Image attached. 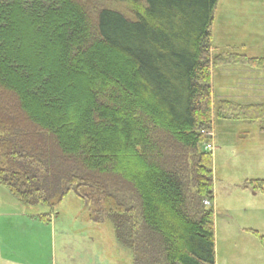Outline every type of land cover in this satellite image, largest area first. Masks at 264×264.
Masks as SVG:
<instances>
[{
  "label": "trees",
  "instance_id": "16d2710c",
  "mask_svg": "<svg viewBox=\"0 0 264 264\" xmlns=\"http://www.w3.org/2000/svg\"><path fill=\"white\" fill-rule=\"evenodd\" d=\"M101 1L129 11L0 0V185L52 210L74 191L133 264H216L202 131L217 120L264 131V103L217 99L213 74L264 70V56L214 51L219 0ZM248 185L264 192L262 179Z\"/></svg>",
  "mask_w": 264,
  "mask_h": 264
},
{
  "label": "rangeland",
  "instance_id": "374dc122",
  "mask_svg": "<svg viewBox=\"0 0 264 264\" xmlns=\"http://www.w3.org/2000/svg\"><path fill=\"white\" fill-rule=\"evenodd\" d=\"M97 1L129 11L125 2ZM212 31L216 53L232 47L227 49L264 56V0H219ZM259 128L257 123L217 120L209 129L214 133L208 139L214 146V200L206 201L215 213L216 264H264V194L244 185L254 170L264 176V132ZM255 156L262 158L257 165ZM78 238H95L91 247L98 259L104 253L117 258V252L121 260L133 255L118 243L112 221H94L74 191L52 210L46 204H24L0 185V264H53L55 252Z\"/></svg>",
  "mask_w": 264,
  "mask_h": 264
},
{
  "label": "crops",
  "instance_id": "0c3cea01",
  "mask_svg": "<svg viewBox=\"0 0 264 264\" xmlns=\"http://www.w3.org/2000/svg\"><path fill=\"white\" fill-rule=\"evenodd\" d=\"M213 88L217 99L228 98L242 103H264V70H252L237 65L215 69L213 74ZM259 129L261 130V128ZM263 132L261 130V133ZM260 160H262L261 157L255 156L254 164H259ZM247 177L244 184L246 186H244L245 188L249 187V180H264L263 174L257 170H254L251 174H247ZM251 190L254 194H264V192L254 190L253 188ZM253 232L256 233L257 230ZM89 240L88 238H78L73 239L70 243L68 241L64 247L60 248V253L57 254L55 252L53 264H133V255L129 253L123 256L122 260L117 252H115L117 258H111L110 254L104 253L98 259L97 254L92 251L91 247L92 244L96 243V240L95 238H90ZM117 241L121 244L118 238ZM76 244L80 245L76 246Z\"/></svg>",
  "mask_w": 264,
  "mask_h": 264
},
{
  "label": "built area",
  "instance_id": "2783aa9c",
  "mask_svg": "<svg viewBox=\"0 0 264 264\" xmlns=\"http://www.w3.org/2000/svg\"><path fill=\"white\" fill-rule=\"evenodd\" d=\"M202 133L208 137L209 139L212 138L214 136V133L211 131V130H203ZM204 148L206 150H213L214 149V146H213V143L212 142H208L205 144ZM205 203H207L209 205V202L208 201H205Z\"/></svg>",
  "mask_w": 264,
  "mask_h": 264
}]
</instances>
